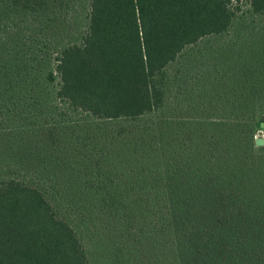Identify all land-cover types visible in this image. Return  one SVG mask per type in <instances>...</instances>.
<instances>
[{"label": "trees", "instance_id": "1", "mask_svg": "<svg viewBox=\"0 0 264 264\" xmlns=\"http://www.w3.org/2000/svg\"><path fill=\"white\" fill-rule=\"evenodd\" d=\"M247 2L263 20L249 39L263 42L264 0ZM237 10L0 0V264H90L87 238L110 220L159 222L184 264H264V115L251 109L264 100V45L230 37V90L202 101L204 115L171 111L174 87L188 96L197 77L181 68L189 49L227 35Z\"/></svg>", "mask_w": 264, "mask_h": 264}, {"label": "rangeland", "instance_id": "2", "mask_svg": "<svg viewBox=\"0 0 264 264\" xmlns=\"http://www.w3.org/2000/svg\"><path fill=\"white\" fill-rule=\"evenodd\" d=\"M234 6L237 8V15L234 25L227 35L223 38H214L215 40L208 44L196 45L190 48L188 60L181 66L185 71L190 70L192 75L188 77L197 76L196 79L191 78L187 81L186 91L187 95H181L179 98L176 96V87H174V93L172 95V106L175 109L171 111L175 112L177 117H184L185 115H204L202 101L207 100L214 95H224L230 90L227 83L230 82L229 78L232 75L228 73V65L225 64L222 68L221 63L223 60L235 56L233 50L235 47L228 41L230 37L238 38L243 35L247 37V40L243 45L249 49L251 46L264 45V37L259 36L263 42L250 38V34L257 32L255 24H258L259 20L263 21L260 17L250 13V4L247 0H234ZM261 25V24H260ZM258 25L257 28L261 27ZM263 33V32H262ZM261 33V34H262ZM259 34V35H261ZM235 40V39H234ZM228 41V45L227 42ZM257 43V45H255ZM224 44V45H223ZM254 44V45H253ZM241 45V44H239ZM236 49H241L239 46ZM188 53V52H187ZM236 58V57H234ZM55 56L50 59L49 68L54 67ZM237 61H232L229 65L232 67L236 65ZM179 64H173L172 69H177ZM230 72V71H229ZM237 81L242 82L240 73L236 76ZM228 80V81H227ZM207 86L208 91L211 90V95L206 97L205 92L202 90L204 86ZM240 85V84H239ZM211 86V88H210ZM52 88V97L55 96L57 88H59V77L55 81ZM240 86H237L239 90ZM264 91V89H263ZM221 97L219 96V99ZM256 104L251 107L252 110L257 112V115H264V100L259 96H256ZM264 99V98H263ZM218 101L217 99H215ZM212 102L208 107L211 109ZM218 110V108H215ZM218 115L228 114L227 108L221 109L219 112L215 111ZM255 139H264V130H257L255 132ZM109 224H103L100 226L98 232L95 235L87 238L90 243V247L94 248V254L90 264H184L185 256L181 250L175 247L174 235H164L161 231L159 222L150 228L149 225H140L137 228L128 226V224L117 223L110 220ZM149 226L150 230L147 227ZM134 232V233H130Z\"/></svg>", "mask_w": 264, "mask_h": 264}, {"label": "water", "instance_id": "3", "mask_svg": "<svg viewBox=\"0 0 264 264\" xmlns=\"http://www.w3.org/2000/svg\"><path fill=\"white\" fill-rule=\"evenodd\" d=\"M258 145H264V139H257Z\"/></svg>", "mask_w": 264, "mask_h": 264}]
</instances>
